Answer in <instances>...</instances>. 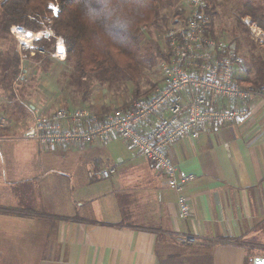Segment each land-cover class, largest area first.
Masks as SVG:
<instances>
[{
    "label": "crops",
    "instance_id": "1",
    "mask_svg": "<svg viewBox=\"0 0 264 264\" xmlns=\"http://www.w3.org/2000/svg\"><path fill=\"white\" fill-rule=\"evenodd\" d=\"M63 59L26 60L36 68L33 86L41 96L40 103L27 107L47 113L55 104L79 106L68 95L64 73L69 67ZM234 77L243 85L254 78L242 57ZM92 89L88 104L96 113L116 108L108 99L123 101L119 107L134 100L108 98L99 85ZM247 105L253 112L248 121L204 124L195 138H180L168 148L178 170L195 176L181 192L190 207L184 219L177 216V192L124 141L53 150L73 160V167L66 178L44 182L55 169L43 171L41 160L27 167L30 153L20 147L3 150L29 138L19 132L20 122L0 114L5 120L0 124V207L5 210L0 224H26L18 231L8 225L0 229V245L24 264L26 257L35 258L31 264H252L254 257H264V101L254 96ZM154 122L149 119L142 130ZM107 166L115 173L101 178L99 171ZM185 238L196 243L186 246Z\"/></svg>",
    "mask_w": 264,
    "mask_h": 264
},
{
    "label": "built area",
    "instance_id": "2",
    "mask_svg": "<svg viewBox=\"0 0 264 264\" xmlns=\"http://www.w3.org/2000/svg\"><path fill=\"white\" fill-rule=\"evenodd\" d=\"M182 2L185 19L171 26L166 34L167 57L160 62V82L147 97H138L126 107L101 115L85 106L59 107L47 113L28 106L32 123L25 136L51 151L96 141H124L164 176L167 187L177 192V216L184 219L190 207L181 192L195 176L178 170L168 148L180 138H195L204 124L217 127L248 121L253 112L247 102L254 96L264 101V85H243L234 77L240 52L227 32L220 33L217 39L208 34L206 1ZM48 7L56 16L55 0ZM45 19L49 21L48 16ZM44 26L48 29L41 36H30L36 33L21 25L9 27L20 53H44L36 41L53 34L48 25ZM63 52V41L57 37L50 56L58 57ZM151 118H155L153 125L142 130ZM3 123L5 120L0 118ZM114 173L115 168L107 166L99 171V176L106 178Z\"/></svg>",
    "mask_w": 264,
    "mask_h": 264
},
{
    "label": "trees",
    "instance_id": "3",
    "mask_svg": "<svg viewBox=\"0 0 264 264\" xmlns=\"http://www.w3.org/2000/svg\"><path fill=\"white\" fill-rule=\"evenodd\" d=\"M52 1L0 0V38L6 37L11 25H21L31 31L41 30L44 25H48L53 34L43 35L36 41L44 53L37 52L30 56L25 51L24 58L46 64L54 50L56 38L60 37L65 53L62 62L69 67L64 73L68 95L77 100L79 106L89 109L88 102L95 85L101 86L104 91L126 92L131 84L133 95L138 94L145 64L151 68L150 60L154 56L161 60L167 57L164 49L169 25L174 26L179 20H184L186 13L184 7L170 4L171 0L169 5L174 10L171 18L161 12V0H55L58 12L52 16L48 7ZM205 12L209 19L207 32L217 39L225 31L216 33L213 14L207 4ZM47 16L49 21L44 24L41 19ZM243 16L249 17V22L256 23L255 26L264 33V0L259 4L251 0L246 2L244 12L237 18L238 26L248 32L249 28L241 20ZM151 27L163 33V50L155 47L154 52L149 47L154 43ZM230 38L239 51L237 38ZM257 55L260 56V63L250 72L254 75L250 85L261 87L264 85V55L258 52ZM14 80H26L20 55L15 49H1V87L9 92ZM24 91L19 90L22 100L26 98ZM26 109L29 111L27 106Z\"/></svg>",
    "mask_w": 264,
    "mask_h": 264
},
{
    "label": "rangeland",
    "instance_id": "4",
    "mask_svg": "<svg viewBox=\"0 0 264 264\" xmlns=\"http://www.w3.org/2000/svg\"><path fill=\"white\" fill-rule=\"evenodd\" d=\"M162 6L160 7L161 12L163 14L168 15L169 18H171L174 15L173 7H170L169 0H161ZM250 0H207L209 4V10L212 12V20L213 24L215 26L216 33H220L221 31L227 32L231 37L235 36L239 42L240 50H241V57L243 59V67L246 68V70H249L250 72H253L254 69L259 65L260 63V56L257 55V52L261 54V56L264 55V33L260 30L258 26H255L256 23L251 24L249 22V17L243 16L241 18L242 22L245 23V25L249 28L248 32H245L243 30V27H239L237 23V18H239L242 13L244 12V4ZM255 3H263V0H251ZM170 4H174V6L178 7H184L185 5L182 2V0H171ZM215 11V16H214ZM215 17V18H214ZM40 20V19H39ZM44 24H46L45 21L47 19H41ZM183 20H179V23H182ZM175 24V23H173ZM168 27V26H167ZM171 27V25H169ZM45 29H48L47 27L43 26L41 30L34 31L36 34L39 33L41 36V32H44ZM29 30V29H28ZM35 34V35H36ZM38 35V36H39ZM151 35L153 42L150 48L152 50L155 49V47H159L163 50V33L160 31H157L154 29V27H151ZM6 37L0 38L1 43V49L2 50H13L15 49L19 55L20 59L23 58L22 65L23 68H25L26 71V80L24 81H18L14 80L12 81L10 91L8 92L7 89H3L0 84V114L2 116H5L6 118H9L11 121L15 120L16 122H20V130L21 133L23 130V138L27 137L24 135L28 132V128L30 127L32 123V117L30 112L26 109V105L30 103H40L41 102V96L40 93H37L36 88L34 89V81L35 77L32 76L36 70L34 64L27 63L31 62V60L26 61L24 52H19L18 49V43L17 40L8 33L5 34ZM60 38V37H59ZM155 52V50H154ZM62 56V55H61ZM55 57L56 59H63L64 57ZM161 59L158 56H154L151 60V68L148 64H145L144 72L142 77L139 80V92L136 95H133L132 91V85H129V89L126 92H118V91H105L106 96L109 97H121L124 101H131L135 99V96L141 97L147 93H149L151 90H153L157 82L159 81V66H160ZM253 74V73H250ZM38 87V86H37ZM25 90L26 98L21 99L19 95V90L22 91ZM39 92V91H38ZM28 94V96H27ZM50 101V99H49ZM123 102V101H122ZM120 99L112 98L111 100L108 99V104H111V107H119L118 105L122 103ZM16 103L18 105H16ZM40 105V104H39ZM38 105V106H39ZM57 105V106H56ZM53 108H59L61 105L55 104L51 105ZM78 106V105H77ZM89 106V104H88ZM48 108V107H47ZM14 122V121H13ZM20 147L21 151L26 150L27 153H30V155L26 159V166L27 167H36L39 165L38 161H42L41 167L43 171L48 168L55 169L53 172H50L49 175H45L44 182L50 183L51 178H56L60 176L59 178H66L68 175H70L71 169L73 167V160H69L64 158L62 154L59 152L52 153L53 151H43L39 144L32 140L27 139L25 141H19V142H13L12 145H9L4 148L3 150H12ZM71 152V151H70ZM52 156H58V159H53ZM72 162V163H70ZM60 173L57 175H54L55 172ZM7 210V209H6ZM4 208L0 207V212H4ZM8 225L9 229L11 231H18V229H22L26 226L24 223H10V224H0V229H2L4 226ZM26 229V228H24ZM4 230V229H3ZM186 241H181L186 246H193L196 243V240L185 238ZM3 244L0 245V264H24V260H18V256L16 257L17 260H15V257H12L8 254V252H5L3 249ZM195 247V246H194ZM27 258V264H31L30 262H34L35 258L26 257Z\"/></svg>",
    "mask_w": 264,
    "mask_h": 264
},
{
    "label": "water",
    "instance_id": "5",
    "mask_svg": "<svg viewBox=\"0 0 264 264\" xmlns=\"http://www.w3.org/2000/svg\"><path fill=\"white\" fill-rule=\"evenodd\" d=\"M58 52H62V48H58ZM252 264H264V257H254L252 259Z\"/></svg>",
    "mask_w": 264,
    "mask_h": 264
},
{
    "label": "bare ground",
    "instance_id": "6",
    "mask_svg": "<svg viewBox=\"0 0 264 264\" xmlns=\"http://www.w3.org/2000/svg\"><path fill=\"white\" fill-rule=\"evenodd\" d=\"M26 35H27V36H29V34H26ZM38 35H39V33H38V34H36V35H35V34H34V35H30V36H38Z\"/></svg>",
    "mask_w": 264,
    "mask_h": 264
}]
</instances>
